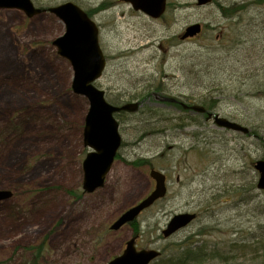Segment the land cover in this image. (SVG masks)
I'll return each mask as SVG.
<instances>
[{
  "label": "rangeland",
  "instance_id": "obj_1",
  "mask_svg": "<svg viewBox=\"0 0 264 264\" xmlns=\"http://www.w3.org/2000/svg\"><path fill=\"white\" fill-rule=\"evenodd\" d=\"M252 1L213 0L199 7L196 0H167L159 19L120 0H32L47 13L31 18L0 9V191L12 193L0 202V264H108L137 235L138 249L165 250V260L186 242L210 254L220 251V259L210 256L205 264H264L245 247L264 236V191L257 189L254 169L264 159V87L251 89L245 76L252 71L264 83V28L253 23L264 7L256 9ZM68 2L100 28L107 68L96 86L107 101L144 100L138 113L123 115L119 157L104 187L92 194L83 192L89 102L72 90L71 64L54 46L65 26L48 11ZM234 3L244 13L226 18L218 4ZM196 23L203 25L201 38L182 40ZM256 38L257 52L247 47ZM221 54L230 71L220 76L226 81L221 92L213 93L205 68ZM164 97L194 105L213 98L214 114L251 135L183 113ZM139 159L152 166L131 164ZM152 169L167 175V197L139 217V233L132 225L110 230L153 191ZM186 212L198 220L164 239L170 219Z\"/></svg>",
  "mask_w": 264,
  "mask_h": 264
},
{
  "label": "water",
  "instance_id": "obj_2",
  "mask_svg": "<svg viewBox=\"0 0 264 264\" xmlns=\"http://www.w3.org/2000/svg\"><path fill=\"white\" fill-rule=\"evenodd\" d=\"M129 3L135 11L143 12L151 18L159 19L166 11L167 0H121ZM199 6H205L212 0H196ZM0 9H15L24 12L28 17H33L46 10L38 9L32 0H0ZM65 25V32L54 41V46L63 58L70 61L74 71L72 83L73 92L87 98L89 111L84 129V144L91 149L83 163V189L93 193L104 186L117 153L122 145L119 132V122L116 113L137 112L140 102L127 103L123 106H114L107 102L105 91L98 89L94 83L100 79L106 69V58L99 44V29L95 22L76 4L71 2L49 9ZM201 32V25L194 24L186 29L183 39L194 37ZM165 101L176 102L175 99L165 98ZM188 108L187 105H183ZM191 109L198 113H205L201 106ZM217 126L230 131L248 134L249 129L216 114H209ZM255 169L260 174L258 187L264 189V161H257ZM150 177L155 180V190L137 205L124 212L111 226V230L118 231L126 224L138 219L140 214L152 207L156 201L167 194L166 176L156 170H151ZM12 193L0 191V202L11 198ZM196 219V214L182 213L175 215L167 228L163 231L168 238L178 231L186 228ZM161 255L155 249L138 250L136 237L128 241L123 254L116 257L108 264H151Z\"/></svg>",
  "mask_w": 264,
  "mask_h": 264
},
{
  "label": "trees",
  "instance_id": "obj_3",
  "mask_svg": "<svg viewBox=\"0 0 264 264\" xmlns=\"http://www.w3.org/2000/svg\"><path fill=\"white\" fill-rule=\"evenodd\" d=\"M252 5L259 10H263L264 7V0H253L252 1ZM219 5V9L221 11V13L227 18H232V17H236L237 14H241L244 13V9L245 7H243V5H239V3H234L231 5H227V6H223V5ZM253 23H255L258 26H263L264 28V11L259 12L258 14H256V19L254 18ZM221 40H219L220 42ZM245 42H249V39ZM221 43V42H220ZM260 40L258 38H256L255 40L252 39L249 42V45H247V47H251L252 49H254L256 52L258 51V46L261 45L260 44ZM255 53V52H254ZM223 58V59H220ZM221 60V62L219 63V61L217 60ZM224 57L222 56V54L219 57H211L210 58V62L207 64L205 71L206 73L209 75L210 80L208 83H206V88L210 91V92H221V90L223 89V87L226 85V81L225 78L222 80V78L220 77L221 74H227V72L230 71V67H228L226 69L225 64L223 63ZM205 66V64H204ZM249 73L247 75H245L247 78V82H250V88H255V89H262V86L264 87V83L262 82V77H260L259 75H257L256 73L254 74V72L252 71H248ZM235 75V74H233ZM204 83V81L202 82ZM228 87V86H227ZM154 90H158L159 92H166V89L163 87H156V88H152ZM235 89H233L234 91ZM263 90V89H262ZM145 91H149L147 89H145ZM225 92V91H224ZM186 102V101H184ZM188 105H194L190 102H186ZM171 104V103H168ZM174 106H177L179 108H181V111L183 113H187V112H191V110L189 109H185L180 105H176V104H172ZM201 105L204 106L207 110V112H212L213 110H215L218 106V102L216 100L210 99V100H204L201 102ZM140 110V109H139ZM139 110L136 112L138 113ZM136 113H128V112H122L120 114H118L116 117L117 119L120 121L121 124L124 123V119H123V115L126 114H136ZM205 116L206 118V114H202ZM183 119V118H182ZM187 120V119H186ZM192 120V119H191ZM188 121V120H187ZM193 123H196V121L194 120ZM248 135H251V131L249 132ZM149 163L150 166H152L150 163L149 159H139L137 161L132 162L131 164L134 166H138V167H142L145 164ZM73 194V193H72ZM76 196V194H75ZM138 223H133L132 226H134L135 231L137 233H139V227H137ZM204 230H199L198 233L196 235H200L203 236V231ZM255 240L254 242H250V245H245V247H248V250L250 251V253H252V255L257 256L259 255V257H264V236H259V237H253ZM186 242L182 243V244H178L177 248L175 249L174 255L177 256H173L172 259H168L165 260L163 259L164 255H165V250L162 252V257L159 258L158 260H156L154 263H157L159 261H162L161 264H205L206 261L210 260V256H213L215 258L220 259L221 258V254L219 250L215 251V254H210L205 252L204 249H197L196 247H193L192 244H186ZM185 246V248H184ZM244 246H242V248H245ZM43 252V248L39 250V254L37 255V257L39 258L40 253ZM256 254V255H255ZM34 264H37L36 260H33ZM153 263V264H154Z\"/></svg>",
  "mask_w": 264,
  "mask_h": 264
},
{
  "label": "flooded vegetation",
  "instance_id": "obj_4",
  "mask_svg": "<svg viewBox=\"0 0 264 264\" xmlns=\"http://www.w3.org/2000/svg\"><path fill=\"white\" fill-rule=\"evenodd\" d=\"M45 13H47V12H45ZM45 13H40V14H45ZM201 36H202V34H200V35H197L196 37H193V38H188V39H186V40H188V41H194V40H197V39H199V38H201ZM71 67H72V65H71ZM85 125H86V118L84 119V127H83V134H84V129H85ZM83 143H84V140H83ZM84 146H85V144H84ZM86 147V146H85ZM86 149H88V152H87V154L90 152V149L89 148H87L86 147ZM87 154H86V156H87ZM118 158V156L116 157V159ZM116 161V160H115ZM115 163V162H114ZM114 165V164H113ZM112 168H113V166H112ZM167 179H168V177H167ZM105 230V229H104ZM104 230H103V232H104Z\"/></svg>",
  "mask_w": 264,
  "mask_h": 264
},
{
  "label": "bare ground",
  "instance_id": "obj_5",
  "mask_svg": "<svg viewBox=\"0 0 264 264\" xmlns=\"http://www.w3.org/2000/svg\"><path fill=\"white\" fill-rule=\"evenodd\" d=\"M136 102H139V101H136ZM141 106L139 107V109L142 107V105H143V103H144V100H142L141 102ZM233 122V121H232ZM257 161H264V159H260V160H257ZM257 161H256V163H257ZM256 172L259 174V172L256 170ZM259 181H260V174H259V178H258V183H257V189L258 190H260V191H264V189H260L259 187H258V185H259ZM253 242L255 241V240H252Z\"/></svg>",
  "mask_w": 264,
  "mask_h": 264
}]
</instances>
